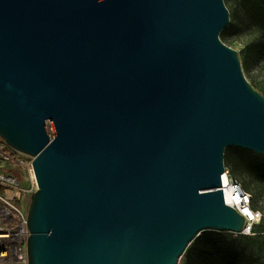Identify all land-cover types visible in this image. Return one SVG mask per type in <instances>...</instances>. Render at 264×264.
<instances>
[{"label":"water","instance_id":"water-1","mask_svg":"<svg viewBox=\"0 0 264 264\" xmlns=\"http://www.w3.org/2000/svg\"><path fill=\"white\" fill-rule=\"evenodd\" d=\"M224 0H0V139L33 158L29 264H179L241 234L225 151L264 156V96Z\"/></svg>","mask_w":264,"mask_h":264},{"label":"built area","instance_id":"built-area-1","mask_svg":"<svg viewBox=\"0 0 264 264\" xmlns=\"http://www.w3.org/2000/svg\"><path fill=\"white\" fill-rule=\"evenodd\" d=\"M24 157L29 159L24 160ZM32 162L33 158L12 149L0 139V264H29L28 208L37 182L33 178L31 188L24 189L18 169L32 174ZM7 166L9 170H6ZM222 189L226 204L246 220L238 235L255 236L254 229L262 221V213L252 207V195L230 177L227 169L222 175Z\"/></svg>","mask_w":264,"mask_h":264},{"label":"trees","instance_id":"trees-1","mask_svg":"<svg viewBox=\"0 0 264 264\" xmlns=\"http://www.w3.org/2000/svg\"><path fill=\"white\" fill-rule=\"evenodd\" d=\"M234 3L236 21L249 30L261 33L260 41L264 46V0H234ZM228 32L229 29L222 31L220 39L223 42L228 38ZM226 150H234L236 153V157L228 153L224 158L226 169L230 170L232 179L246 176L264 185V157L241 148ZM243 188L252 195V207L256 209V192L248 186ZM258 226L259 224L254 229L255 236L259 235L256 231ZM247 237L250 236L204 231L188 246L179 264H260L255 255L249 253L243 246Z\"/></svg>","mask_w":264,"mask_h":264},{"label":"rangeland","instance_id":"rangeland-1","mask_svg":"<svg viewBox=\"0 0 264 264\" xmlns=\"http://www.w3.org/2000/svg\"><path fill=\"white\" fill-rule=\"evenodd\" d=\"M224 3L229 10V23L225 28L229 29V32L228 38L224 43L238 52L246 79L256 91L264 96V46H262L260 41L261 33L249 30L236 21L234 0H224ZM228 153L231 156L236 157L234 150H226L225 155ZM261 156L264 157L263 155ZM23 159L28 160L29 158L24 157ZM9 169L10 168L8 167L6 170ZM11 172L14 173L13 171ZM18 177L20 178L19 180L22 182V187L24 189L27 190L31 188L33 176L28 170L21 171L18 169ZM233 178L243 187L248 186L249 189L256 192V210L262 213V221L256 228L259 235L255 237H247L243 246L249 253L255 255L260 264H264V185L258 184L256 181H253L246 176L241 179Z\"/></svg>","mask_w":264,"mask_h":264},{"label":"bare ground","instance_id":"bare-ground-1","mask_svg":"<svg viewBox=\"0 0 264 264\" xmlns=\"http://www.w3.org/2000/svg\"><path fill=\"white\" fill-rule=\"evenodd\" d=\"M33 178L35 179L34 173H32Z\"/></svg>","mask_w":264,"mask_h":264}]
</instances>
